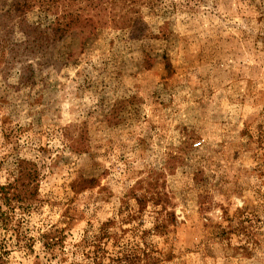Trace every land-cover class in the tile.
I'll return each instance as SVG.
<instances>
[{
  "label": "rangeland",
  "instance_id": "rangeland-1",
  "mask_svg": "<svg viewBox=\"0 0 264 264\" xmlns=\"http://www.w3.org/2000/svg\"><path fill=\"white\" fill-rule=\"evenodd\" d=\"M21 161L6 264H264V0H0V188Z\"/></svg>",
  "mask_w": 264,
  "mask_h": 264
},
{
  "label": "trees",
  "instance_id": "trees-1",
  "mask_svg": "<svg viewBox=\"0 0 264 264\" xmlns=\"http://www.w3.org/2000/svg\"><path fill=\"white\" fill-rule=\"evenodd\" d=\"M22 12V8L18 6H13L12 9L8 11L9 14H18ZM38 30V29H37ZM35 29V31H37ZM18 172H17V177L14 180L13 183H9L6 186H3L0 188V194L2 196V199L6 204L10 207H12L14 204H25V203H30L34 200H36L38 196V191H39V172L36 168V165L33 162L30 161H21L18 164ZM90 182V180L88 181ZM157 196L160 198L161 196L159 194L153 195V198H157ZM139 203V202H138ZM140 209H134L132 212V215L130 216V221L136 220L139 216V214L144 212L145 207L141 205V202L139 203ZM169 219L171 220L172 224L175 222V215L174 213H168ZM155 229L159 228L160 221L159 219H156L155 223ZM141 225L135 226V230L141 229ZM140 241H138L134 245V250L138 253L139 255L133 257L132 255H129L127 258H130L129 260H124L123 258L117 257L116 259H112L113 264H121L124 262V264H141L143 261H148V264H157L159 261L155 259L153 254V250L151 255H148L146 249L144 248V245L146 244L145 238L141 237L139 238ZM94 247H97V244L99 242L94 243ZM143 247V248H142ZM152 257V261L149 262V257ZM138 259H131V258H136ZM94 263L95 264H103V256H95L94 258ZM0 264H6V262L3 259V256H0ZM147 264V263H146Z\"/></svg>",
  "mask_w": 264,
  "mask_h": 264
},
{
  "label": "built area",
  "instance_id": "built-area-1",
  "mask_svg": "<svg viewBox=\"0 0 264 264\" xmlns=\"http://www.w3.org/2000/svg\"><path fill=\"white\" fill-rule=\"evenodd\" d=\"M200 145V143L196 144V147H198Z\"/></svg>",
  "mask_w": 264,
  "mask_h": 264
}]
</instances>
